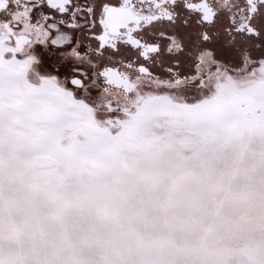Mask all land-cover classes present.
I'll return each mask as SVG.
<instances>
[{
    "label": "snow or ice",
    "instance_id": "6c2138e0",
    "mask_svg": "<svg viewBox=\"0 0 264 264\" xmlns=\"http://www.w3.org/2000/svg\"><path fill=\"white\" fill-rule=\"evenodd\" d=\"M0 264H264V0H0Z\"/></svg>",
    "mask_w": 264,
    "mask_h": 264
}]
</instances>
